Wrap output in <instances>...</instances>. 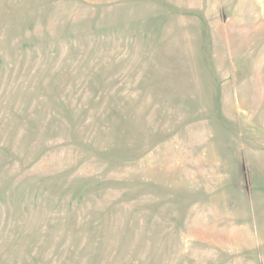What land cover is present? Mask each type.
I'll return each instance as SVG.
<instances>
[{
  "label": "rangeland",
  "instance_id": "1",
  "mask_svg": "<svg viewBox=\"0 0 264 264\" xmlns=\"http://www.w3.org/2000/svg\"><path fill=\"white\" fill-rule=\"evenodd\" d=\"M0 264H264V0H0Z\"/></svg>",
  "mask_w": 264,
  "mask_h": 264
}]
</instances>
